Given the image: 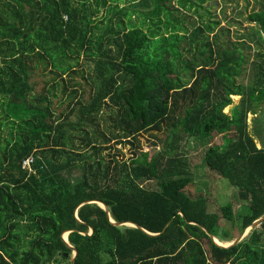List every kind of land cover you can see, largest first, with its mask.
<instances>
[{
  "label": "trees",
  "instance_id": "obj_1",
  "mask_svg": "<svg viewBox=\"0 0 264 264\" xmlns=\"http://www.w3.org/2000/svg\"><path fill=\"white\" fill-rule=\"evenodd\" d=\"M206 1L0 0V264H264V222L210 237L264 217V0L234 35ZM193 149L247 212L186 193Z\"/></svg>",
  "mask_w": 264,
  "mask_h": 264
},
{
  "label": "rangeland",
  "instance_id": "obj_2",
  "mask_svg": "<svg viewBox=\"0 0 264 264\" xmlns=\"http://www.w3.org/2000/svg\"><path fill=\"white\" fill-rule=\"evenodd\" d=\"M213 1L214 0H207L204 2V6L206 7L208 4H210L211 12L213 14L217 13L220 15L222 25L228 24L231 26L233 35L238 33V31L240 34H242L243 31L248 28L249 22L246 18L248 13L251 12V6L248 7V2L246 0H218L222 7H217L213 4ZM124 4L127 5L128 2H122L120 5ZM177 5L179 4L177 3ZM188 8L189 7H184V10L189 11ZM202 15L204 21H206L209 17L207 13H203ZM212 18H215V16H212ZM83 65H86L84 69H86L88 72H95V64L92 61H88ZM250 74L252 75V72H250ZM240 99L241 98L239 96L233 97L234 104L226 108L225 112L230 115L233 107L240 103ZM104 116L108 117L107 112ZM248 123L249 133L254 137L258 148H264V102L256 106L255 110L249 113ZM8 136L9 134L5 132L4 137L6 138ZM220 142L221 139H218L217 143ZM191 155L192 161L195 164V167H197V170H195L196 173L194 174L195 183L193 182L187 188L186 193L194 197H207L210 200V211L212 213H220L222 206H226L228 204L233 205L237 217H239L243 209L245 212H247V204L241 202L238 199L237 189L233 188L227 179L220 178L213 171H210L205 165V155L202 150L193 149L191 151ZM78 175L79 169L72 172V177H78ZM222 223L224 225L225 232L230 234L231 238L234 239L233 242H235L242 235L239 231L238 225L234 227L231 222L225 220H223ZM63 264H69V262L64 261Z\"/></svg>",
  "mask_w": 264,
  "mask_h": 264
},
{
  "label": "water",
  "instance_id": "obj_3",
  "mask_svg": "<svg viewBox=\"0 0 264 264\" xmlns=\"http://www.w3.org/2000/svg\"><path fill=\"white\" fill-rule=\"evenodd\" d=\"M87 202H88V203H97V204H99L101 207H103V208L107 211V213H108V215H109L111 221H112L113 223L117 224V225H120V227H121V225H127V227L140 228L139 225H137L136 223L131 222V221H122V222H116V221H114V220L112 219V217H111V214H110V211H109L108 206H107L104 202H102V201H100V200H91V201H87ZM180 214H181V213H180ZM263 222H264V217L258 219L257 221H255V222L251 225V227H249L248 229H246V230L244 231V233H243V234H242V235H241V236H240L235 242L230 243V244H226V245H220V244L218 243V240H217L214 236L210 235L209 233H208V234L210 235V237L213 239V241H214L219 247H221V248H223V249H231V248H233V247L239 245L240 243H242V242L248 237V235L250 234V232H251L252 230L258 228L259 225H261ZM91 232H93L92 229H91ZM145 232H146V231H145ZM69 233H70V232H64V233H63V240H64L65 243L68 245V247L71 248V249L73 250V256H72V258H71V263L74 264L75 259H76V257H77V250H76L72 245H70V243H69V241H68V235H69ZM146 233L149 234V235H151V236H155V234H151V233H148V232H146ZM65 236H66V237H65ZM66 257H67V255H66Z\"/></svg>",
  "mask_w": 264,
  "mask_h": 264
},
{
  "label": "built area",
  "instance_id": "obj_4",
  "mask_svg": "<svg viewBox=\"0 0 264 264\" xmlns=\"http://www.w3.org/2000/svg\"><path fill=\"white\" fill-rule=\"evenodd\" d=\"M34 164V158H28L23 162V168L28 170L30 173L32 172V166Z\"/></svg>",
  "mask_w": 264,
  "mask_h": 264
},
{
  "label": "bare ground",
  "instance_id": "obj_5",
  "mask_svg": "<svg viewBox=\"0 0 264 264\" xmlns=\"http://www.w3.org/2000/svg\"><path fill=\"white\" fill-rule=\"evenodd\" d=\"M65 237H66V236H65ZM218 243H219L220 245H226V244L221 243L219 240H218Z\"/></svg>",
  "mask_w": 264,
  "mask_h": 264
},
{
  "label": "crops",
  "instance_id": "obj_6",
  "mask_svg": "<svg viewBox=\"0 0 264 264\" xmlns=\"http://www.w3.org/2000/svg\"><path fill=\"white\" fill-rule=\"evenodd\" d=\"M231 114V113H230Z\"/></svg>",
  "mask_w": 264,
  "mask_h": 264
}]
</instances>
